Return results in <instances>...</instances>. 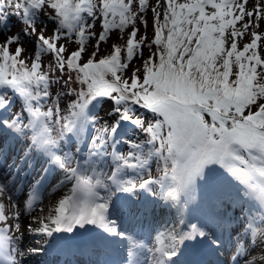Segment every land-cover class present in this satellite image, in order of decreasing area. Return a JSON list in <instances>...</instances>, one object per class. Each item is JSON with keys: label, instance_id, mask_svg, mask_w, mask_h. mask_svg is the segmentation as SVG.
Listing matches in <instances>:
<instances>
[{"label": "snow or ice", "instance_id": "snow-or-ice-1", "mask_svg": "<svg viewBox=\"0 0 264 264\" xmlns=\"http://www.w3.org/2000/svg\"><path fill=\"white\" fill-rule=\"evenodd\" d=\"M262 25L264 0H0V264H264Z\"/></svg>", "mask_w": 264, "mask_h": 264}, {"label": "rangeland", "instance_id": "rangeland-1", "mask_svg": "<svg viewBox=\"0 0 264 264\" xmlns=\"http://www.w3.org/2000/svg\"><path fill=\"white\" fill-rule=\"evenodd\" d=\"M155 2H156V0H150V3L151 4H155ZM147 19H148V21H149V27H148V29H147V32H148V36L151 38V36H152V27H151V12H149V13H147ZM139 26V25H138ZM94 31H96V32H99L100 31V28H99V22H97V27L94 29ZM128 31H130V29L128 30ZM144 28L143 27H141V31H140V34H143L144 33ZM261 31H264V25H262V28H261ZM46 33H50V28L48 27V29L46 30ZM127 34H128V32L126 31L125 33H124V39L123 40H118L117 39V35H116V33H113L112 34V36H111V38L109 39V41L107 42V43H105V44H101V47H100V49H105V51H109V49H110V45L111 44H113V43H119V44H123V42H125L126 41V38H127ZM248 40H249V36H245V38L243 39V40H241L240 41V45L242 46L243 45V43H245V42H248ZM92 44H94V41H92L89 45V50L91 49V47H92ZM29 52H30V50H29ZM147 48H145L144 49V58H146V56H147ZM27 54V53H26ZM142 60L138 57L137 59H135L134 60V62H133V64L131 65V67H130V69L128 70V75L130 74V72H131V70L133 69V68H135V67H138V64L141 62ZM102 109H97V111H101ZM120 151H125L126 150V146H121V148L119 149ZM152 169H153V174H155V162L153 161V163H152ZM62 191H64V192H66L67 191V188H63V189H61V190H58V191H56V192H52L50 189L48 190V191H46L45 193H44V200H45V198H47L48 196H52L53 197V195H60L61 196V192ZM44 200H43V202H44ZM0 202H3V203H5V205H6V213L9 211V206H8V203H7V199H6V197H5V199L3 200V201H0ZM165 219L167 220V219H170V217H165ZM146 233V232H145ZM20 264H22V260L20 259Z\"/></svg>", "mask_w": 264, "mask_h": 264}, {"label": "trees", "instance_id": "trees-1", "mask_svg": "<svg viewBox=\"0 0 264 264\" xmlns=\"http://www.w3.org/2000/svg\"><path fill=\"white\" fill-rule=\"evenodd\" d=\"M46 23H47V21H45ZM10 28H12V30L13 31H15L16 30V28L15 27H12V25H10L9 26ZM17 27H18V25H17ZM40 28H41V25H37V30L39 31L40 30ZM49 28H50V33H46V31H45V36L47 37V36H50L51 35V33H52V31H53V29H52V27L51 26H49ZM0 38H2V37H0ZM31 42H29V44H30ZM60 43H64V41H61ZM125 42H123V44H124ZM122 44V45H123ZM90 46V45H89ZM89 46H88V50H89ZM76 46L75 45H71V48H75ZM101 47V46H100ZM242 47V46H241ZM29 50L31 51V48H29ZM93 49H92V47H91V49L89 50V51H92ZM109 51H110V49H109ZM109 51H105V49H100V52H99V54L97 55V59H99L101 56H104V55H107V54H109ZM147 56L149 55V52H148V50H147ZM67 55V54H66ZM146 56V57H147ZM87 56H85L84 57V60L86 61L87 60ZM42 63L46 66L48 63H52V58H51V56L50 55H46L45 57H43L42 58ZM141 64H142V61L138 64V67L139 66H141ZM56 75H59V73L57 72L56 73ZM130 75V74H129ZM66 76H67V72L65 73V78H66ZM73 76H75V74H73ZM53 79H55V76H53L52 77ZM71 87H75V88H79V84H77V83H75V82H73L71 85H70ZM63 90V80H61V83L59 84V85H54L53 86V89H52V91H53V95H55V93L56 92H58V91H62ZM62 100H63V98H62ZM66 111V109L63 107V103H62V113L63 112H65ZM53 135H55V131L53 132ZM141 139H143L144 137L141 135V137H140Z\"/></svg>", "mask_w": 264, "mask_h": 264}, {"label": "bare ground", "instance_id": "bare-ground-1", "mask_svg": "<svg viewBox=\"0 0 264 264\" xmlns=\"http://www.w3.org/2000/svg\"><path fill=\"white\" fill-rule=\"evenodd\" d=\"M64 191H62L60 194L63 195ZM60 197V195H53V197L48 196L47 198H45L43 204L41 205L42 207L45 208V211H47L48 207L51 206L52 204H54L55 200H57ZM25 222L23 217H22V223ZM57 237H53V240H55ZM24 243H27V241L23 242L21 244V247L23 248ZM56 256L53 254H49L48 257H38V258H33V257H21L22 260V264H37V262L39 261V264H45L46 260L51 261V264H57L56 261ZM62 263V261H60V264Z\"/></svg>", "mask_w": 264, "mask_h": 264}]
</instances>
